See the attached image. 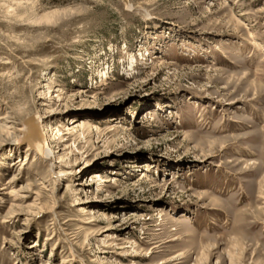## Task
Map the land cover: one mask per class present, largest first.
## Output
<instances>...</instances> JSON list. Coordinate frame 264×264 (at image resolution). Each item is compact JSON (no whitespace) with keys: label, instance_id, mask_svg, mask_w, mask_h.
Segmentation results:
<instances>
[{"label":"rangeland","instance_id":"rangeland-1","mask_svg":"<svg viewBox=\"0 0 264 264\" xmlns=\"http://www.w3.org/2000/svg\"><path fill=\"white\" fill-rule=\"evenodd\" d=\"M3 118L0 264H264V0H0Z\"/></svg>","mask_w":264,"mask_h":264},{"label":"bare ground","instance_id":"bare-ground-1","mask_svg":"<svg viewBox=\"0 0 264 264\" xmlns=\"http://www.w3.org/2000/svg\"><path fill=\"white\" fill-rule=\"evenodd\" d=\"M230 19L234 20L237 23V20L234 17H231ZM56 91H58V90H56ZM59 99H60V95H53V96L51 95V96L46 97V99H44L42 101L45 103H41V104H43L44 107L45 106L50 107L51 105L58 103ZM42 126L43 125H41L39 121H37V122L33 121L32 122V121L28 120V121H24L21 124L20 128L18 129L15 127L13 121H9V120H7V118H3L0 122V134L3 133L2 138H5V140H8L10 138H17L16 136L19 135V139L21 138L28 143V147H29L28 150L29 151L33 150L37 153H40L43 159H47L49 156H51L52 149L49 146V141H48L47 136H44V134H43ZM56 133L59 134L60 132L57 131ZM28 150H26V151H28ZM52 166H53V163H51V168H52ZM52 172H55L53 170V168H52ZM55 173L56 174L62 173V170L60 169V170L56 171ZM200 196L203 197L204 194H202ZM210 202L212 205L220 203V201H218L214 198H212Z\"/></svg>","mask_w":264,"mask_h":264}]
</instances>
